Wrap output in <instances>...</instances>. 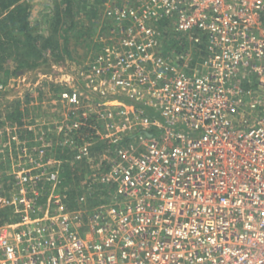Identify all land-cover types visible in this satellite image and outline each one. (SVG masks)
Returning a JSON list of instances; mask_svg holds the SVG:
<instances>
[{
	"label": "built area",
	"instance_id": "built-area-1",
	"mask_svg": "<svg viewBox=\"0 0 264 264\" xmlns=\"http://www.w3.org/2000/svg\"><path fill=\"white\" fill-rule=\"evenodd\" d=\"M107 13L89 90L51 95L55 136L15 144L0 264H264V0Z\"/></svg>",
	"mask_w": 264,
	"mask_h": 264
},
{
	"label": "rangeland",
	"instance_id": "rangeland-1",
	"mask_svg": "<svg viewBox=\"0 0 264 264\" xmlns=\"http://www.w3.org/2000/svg\"><path fill=\"white\" fill-rule=\"evenodd\" d=\"M124 1L72 0L73 18L70 19V16L64 18V24L59 29V34L65 33L63 30L68 29L71 22L75 26L66 32L68 36L66 43L62 41V36L60 37V49L54 51L58 55L52 54L51 49L48 48L44 55L45 58L40 60L37 66L24 69L16 76H6V81L3 83L5 88L0 91V96H2L0 101V192L2 194H11V191L7 189L10 185L8 173L11 170L12 161L16 159V142L22 140L21 138L25 134L23 139L26 141V146L35 144L34 135L27 136L26 131L32 125L29 122L37 121V126L43 128L44 125L39 122L40 120L49 119V122L53 124V122H59L61 117L66 114V108L63 109L62 104L55 98H51V95L71 85H76L84 91L89 90L86 75L87 65L103 41L111 39L109 43L113 45L117 40V35L110 33V28L115 27V24L109 22L110 15L107 12L116 5L121 6ZM30 2L32 8L29 18L31 22L40 24L35 32L47 36L53 29L50 22H53L54 2L53 0H30ZM59 2L62 3L61 0ZM64 48H67L68 52ZM49 78L52 80V84L46 86L45 80H50ZM122 96L123 104L136 105L124 94ZM22 122L24 123L21 124ZM18 124H20V128H18ZM42 130L44 128L40 131ZM46 131L50 134L49 136H55L53 125H50ZM55 152V156H62L61 149ZM64 172L68 178L75 177L76 181L73 182L71 193L77 191L79 186L76 182L85 178L86 172L70 167L64 168ZM0 209H7L8 218L15 217L14 208L1 206Z\"/></svg>",
	"mask_w": 264,
	"mask_h": 264
},
{
	"label": "trees",
	"instance_id": "trees-1",
	"mask_svg": "<svg viewBox=\"0 0 264 264\" xmlns=\"http://www.w3.org/2000/svg\"><path fill=\"white\" fill-rule=\"evenodd\" d=\"M61 1L53 0V22H50L53 29L43 36L35 32L40 24L31 22L29 18L32 8L30 0H0V84L6 81L7 75L16 76L24 69L37 66L45 58L48 48L55 55L54 51L61 46V36L64 43L68 41L66 32L75 26L74 23L71 22L68 29L63 30L65 33L59 34V29L65 17L73 18L72 0ZM65 51L68 52L67 48ZM6 211L0 209V221L8 219Z\"/></svg>",
	"mask_w": 264,
	"mask_h": 264
},
{
	"label": "crops",
	"instance_id": "crops-1",
	"mask_svg": "<svg viewBox=\"0 0 264 264\" xmlns=\"http://www.w3.org/2000/svg\"><path fill=\"white\" fill-rule=\"evenodd\" d=\"M49 79H50V78H49ZM45 81H46V82H45V83H46V84H45L46 86L52 84V80H51V79H50V80H45ZM36 122H37V121H32V122L30 121V122H29V123L32 124V125H31V127L26 131V132H27V136H33V135H34V137H35V136H39L41 133H44V134L46 135V132H47L46 129H47L48 127H50V125H52V122L50 123V122H49V119L40 120L39 122H42L43 125H44V127H43L44 130L40 131V130L43 129V128H42V127L39 128V126H37L38 124H36ZM39 122H38V123H39ZM23 123H24V122H22L21 124H23ZM42 123H39V124H42ZM49 124H50V125H49ZM19 125H20V124H18V128H20ZM36 126H37V127H36ZM18 128H17V129H18ZM39 132H40V134H39ZM47 133H48V132H47ZM24 135H25V134H23V136H22V138H21L22 140H23V138H24Z\"/></svg>",
	"mask_w": 264,
	"mask_h": 264
}]
</instances>
